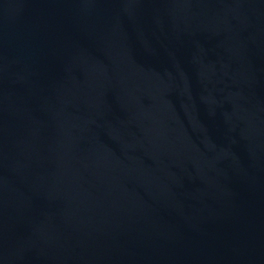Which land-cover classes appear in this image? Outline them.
<instances>
[{"label": "water", "instance_id": "95a60500", "mask_svg": "<svg viewBox=\"0 0 264 264\" xmlns=\"http://www.w3.org/2000/svg\"><path fill=\"white\" fill-rule=\"evenodd\" d=\"M0 264H264V0H0Z\"/></svg>", "mask_w": 264, "mask_h": 264}]
</instances>
